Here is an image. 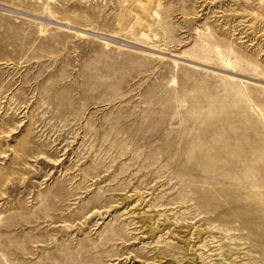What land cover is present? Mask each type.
<instances>
[{"label": "rangeland", "instance_id": "rangeland-1", "mask_svg": "<svg viewBox=\"0 0 264 264\" xmlns=\"http://www.w3.org/2000/svg\"><path fill=\"white\" fill-rule=\"evenodd\" d=\"M0 264H264V0H0Z\"/></svg>", "mask_w": 264, "mask_h": 264}, {"label": "bare ground", "instance_id": "bare-ground-1", "mask_svg": "<svg viewBox=\"0 0 264 264\" xmlns=\"http://www.w3.org/2000/svg\"><path fill=\"white\" fill-rule=\"evenodd\" d=\"M131 6H132V5H131ZM152 17H153V16H152ZM34 18H36V19H38V18H39V19H43V20H46L47 22H48V21H49V22L51 21L50 18L48 19V17L45 18V19L42 18V17H38V18H37V17H34ZM122 21H123V20H122ZM47 24H49V23H47ZM61 24H64V23H61ZM44 25H46V24H44ZM82 31L91 34V32H88V31H86L85 29H83ZM94 33H95V32H94ZM85 34H86V33H85ZM173 62L176 64V61H173ZM193 63L196 64V63H199V62H194V61H193ZM200 64H201V63H200ZM203 65H205V64H203ZM227 74H228V77H229L230 79H236V76H238L237 73L234 74L233 72H228V71H227ZM245 81H246V80H245Z\"/></svg>", "mask_w": 264, "mask_h": 264}]
</instances>
